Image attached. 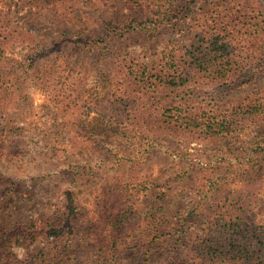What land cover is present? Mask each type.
Masks as SVG:
<instances>
[{"label": "rangeland", "instance_id": "374dc122", "mask_svg": "<svg viewBox=\"0 0 264 264\" xmlns=\"http://www.w3.org/2000/svg\"><path fill=\"white\" fill-rule=\"evenodd\" d=\"M196 1L186 6L192 10L185 18L186 0H150L151 8L138 0H0V40L6 38L0 55V87L6 90L0 237L8 225L24 233V222L36 234L29 246L0 244V264H45L37 260L43 248L55 264H91L96 226L107 220V233L131 231L129 221L152 203V192L170 199L175 229L168 248L147 253L123 244L104 250V264L113 255L112 264H192L189 239L202 232L208 213L216 215L217 206L232 200L246 213L252 205L264 226V117L249 118L237 109L264 90V36L256 45L262 58L245 61L238 68L245 72L229 85L201 81L161 89L155 100L140 98L138 112L131 110L133 99L120 100L127 68L170 63L218 5L229 7L219 20L257 4L264 9V0ZM157 9L175 12L169 24L159 25L164 20L154 17ZM111 22L114 33L104 28ZM132 22L137 30L122 37ZM108 32L119 33L118 44H107ZM176 103L193 108L204 122L217 113L234 121L236 131L208 137L194 129L170 130L163 119L156 133L152 123L138 124L149 118L146 110L153 116V110L163 113ZM116 216L126 222L111 220Z\"/></svg>", "mask_w": 264, "mask_h": 264}, {"label": "trees", "instance_id": "16d2710c", "mask_svg": "<svg viewBox=\"0 0 264 264\" xmlns=\"http://www.w3.org/2000/svg\"><path fill=\"white\" fill-rule=\"evenodd\" d=\"M148 1L150 0H138L137 3L141 2V5L146 6ZM196 3V0H186L184 9L187 15L185 18L188 17V12L192 10L186 6H192ZM147 6L151 8L152 3ZM226 9L229 7L218 5L214 11L206 15V22L198 26L190 43L182 48L180 54L170 57L172 66L168 67L170 64L168 61L163 66L156 64L162 62L155 61L149 68L147 66L127 68L129 76H126L127 80L124 82L126 87L124 93L119 95L120 100L133 99L131 110L138 112L142 105L139 102L140 98L147 95L148 100H155L161 89L192 88L193 85H197L201 81L222 85L233 83L245 72L238 69L244 65L245 61L249 65L263 56L259 54L256 45L261 43L264 36V9L257 4L245 8L246 13L244 11L238 12L239 14L227 13L226 20H219L221 19L220 14L225 13L223 10ZM174 13L170 10L163 12L162 9H157L154 17L158 20L160 18L164 20L163 24L158 21L159 25H166L169 24ZM176 18V16L173 17V19ZM132 23L128 27V31L121 35L122 37L130 32L134 34L133 32L137 30V27L134 26L135 23ZM113 24V22L108 23V26L105 24L106 31L110 29L114 33ZM111 32L107 34L109 40L107 44L114 46L118 44V41L114 40L119 38V33L111 34ZM2 34L3 31L0 28V39ZM5 44L6 38L0 40L1 56ZM243 52L247 54L246 57L241 55ZM198 75L201 79L197 78ZM132 89L135 90V94H132ZM114 97L118 99V95L114 96L113 94H110L108 98ZM5 98L6 90L0 87V122L4 117V109L6 108L2 106ZM116 104L115 102L110 103L111 106ZM237 109L240 114L249 115V118L264 117V90L256 95L248 96ZM173 110H175L176 115L170 114ZM146 112H148L149 118H143L138 124L146 128L152 123L154 133H156L157 122L161 119L164 120L163 123L166 128L170 130L172 126L186 131L194 129L199 133H205L208 137H225L236 131L234 121L221 119V115H217V113L205 122L200 121L199 116L194 114L195 110L188 106L185 107L183 104L168 105L162 109L163 113L158 111L159 115L154 110L153 116H151L150 110H146ZM142 117L145 116L142 115ZM148 190L153 191L152 188ZM163 197H156L152 192V203L139 213L140 216L137 219L129 221L134 222L131 231L120 228L121 230L118 232L107 233L108 229L106 228L110 226V222L107 220L96 226L98 230H94L96 233L92 235L97 248V252L93 253V258L96 261H92L91 264L93 262L104 264V250L116 251V248L119 249V245L123 244L121 247L143 246L148 250L147 253L157 249L166 250L169 238L175 229L173 222L175 219L167 209V206H170L167 193ZM102 198L104 197L102 196ZM237 199L242 200V197ZM218 208L220 210L217 211L218 213L216 212V215H214L215 213H208L205 222H203L205 226L203 225L202 232L196 234L192 241L191 238L188 241V249L193 256L190 258L192 264H264V226L258 223L256 214H253L252 205L249 206L247 213L244 212L242 204L238 205L234 200L219 205ZM96 212L100 215L99 217L104 216V208H100ZM125 213L126 211L123 212V214ZM116 218H121L120 222H126L124 221L125 216L111 217V220H116ZM27 224L24 222L25 226L20 227V230L24 231L20 234L15 233L16 225H8L7 231L0 237L1 246L3 247V244H16L18 246L33 244L36 234L27 232L30 229V227H26ZM9 230L10 233L8 234ZM29 239L31 241H28ZM59 257L62 259L61 255ZM110 257L106 259V264H112L111 261L115 260V258ZM37 260L45 264H55L52 252H48L46 248L40 250ZM166 264L181 263L177 260L168 259Z\"/></svg>", "mask_w": 264, "mask_h": 264}]
</instances>
